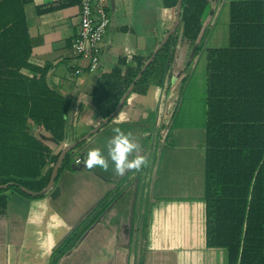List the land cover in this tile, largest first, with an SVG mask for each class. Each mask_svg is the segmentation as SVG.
Wrapping results in <instances>:
<instances>
[{
  "label": "crops",
  "instance_id": "0c3cea01",
  "mask_svg": "<svg viewBox=\"0 0 264 264\" xmlns=\"http://www.w3.org/2000/svg\"><path fill=\"white\" fill-rule=\"evenodd\" d=\"M215 1L227 4L228 12L229 4L240 0ZM19 2L29 38L30 64L45 69L48 86L71 104L63 142L56 143L33 128L35 135L54 155L85 136L88 140L72 149L77 154L74 165L81 168L64 169L44 196L6 193V210L0 217V264H226L225 250L206 247L204 187L202 196L192 201L154 197L155 182L160 179L154 169L157 143L168 138L163 123L171 116L184 74L196 59L188 52L191 44L178 32L163 84L150 82L144 93L143 88L133 92V87L107 123L92 101L94 89L114 69L123 75L142 65L141 73L174 24L176 7L165 8L163 0H107L110 24L100 45L98 69L89 74L87 61L70 49L79 29V0ZM139 74L131 85L139 81L134 83ZM115 127L132 132L142 148L139 155L150 160L136 175V192L131 194L124 191L126 182L134 181L127 178L135 171L118 176L111 161L107 172L89 170L84 164L90 149L100 148L107 156V142ZM73 237L55 260L56 251Z\"/></svg>",
  "mask_w": 264,
  "mask_h": 264
},
{
  "label": "trees",
  "instance_id": "16d2710c",
  "mask_svg": "<svg viewBox=\"0 0 264 264\" xmlns=\"http://www.w3.org/2000/svg\"><path fill=\"white\" fill-rule=\"evenodd\" d=\"M178 0H163L175 8ZM210 0H182L181 39L193 45L203 29ZM169 38L134 85L160 86L167 74ZM30 44L19 0H0V217L8 191L39 193L49 182L59 154L33 128L56 143L66 134L70 101L51 89L46 70L29 62ZM205 62L204 194L206 247L226 252V264H264V0H240L228 7L227 45L208 48ZM114 69L92 93L103 120L114 113L139 74ZM166 139V137H165ZM69 151L58 170L69 168ZM45 195V194H44ZM42 195V196H44ZM41 196V197H42ZM67 239L54 259L72 244Z\"/></svg>",
  "mask_w": 264,
  "mask_h": 264
},
{
  "label": "rangeland",
  "instance_id": "374dc122",
  "mask_svg": "<svg viewBox=\"0 0 264 264\" xmlns=\"http://www.w3.org/2000/svg\"><path fill=\"white\" fill-rule=\"evenodd\" d=\"M227 14V4H221L215 0L209 1L203 15V29L200 38L188 49V52L193 53L196 59L184 74L185 80L177 95V102L171 116L166 122L163 121V130L168 133V138L163 139L162 143H157L156 149L159 153L154 162V169H157V176L160 179L155 182V198L164 196L192 201L202 196L204 187L203 132L206 117L204 67L206 57L203 49L223 48L227 45ZM182 51L185 49L182 48ZM74 152L71 154L69 167L79 169L81 165H74L73 158L77 156ZM137 174L139 172H134L127 178L128 180L135 179L132 183L131 181L126 182L128 184L124 191L126 194L136 192L134 183ZM150 187L152 184L149 185ZM156 188H159V191Z\"/></svg>",
  "mask_w": 264,
  "mask_h": 264
},
{
  "label": "built area",
  "instance_id": "2783aa9c",
  "mask_svg": "<svg viewBox=\"0 0 264 264\" xmlns=\"http://www.w3.org/2000/svg\"><path fill=\"white\" fill-rule=\"evenodd\" d=\"M107 0H79V29L71 41V51L87 61V72L97 71L100 62V45L110 24L105 10ZM78 73V72H77ZM80 160H76L79 163Z\"/></svg>",
  "mask_w": 264,
  "mask_h": 264
},
{
  "label": "clouds",
  "instance_id": "9594fccd",
  "mask_svg": "<svg viewBox=\"0 0 264 264\" xmlns=\"http://www.w3.org/2000/svg\"><path fill=\"white\" fill-rule=\"evenodd\" d=\"M114 136L107 142L108 153L104 155L100 148L90 149L87 153L85 166L89 170L93 168L109 170V162L114 165L115 174L124 176L128 171L139 172L149 165L146 155H139L141 145L135 141L132 132L124 131L120 127L113 129ZM133 153H137L133 157ZM130 157H133L130 159Z\"/></svg>",
  "mask_w": 264,
  "mask_h": 264
},
{
  "label": "water",
  "instance_id": "95a60500",
  "mask_svg": "<svg viewBox=\"0 0 264 264\" xmlns=\"http://www.w3.org/2000/svg\"><path fill=\"white\" fill-rule=\"evenodd\" d=\"M181 3H182V0H178L177 1V4H176V15H175V21H174V24L172 25L171 29L168 31V33L165 35V37L163 38L162 42L160 43V45L156 48V50L154 51L153 55L151 56V58L148 60V62L146 63L145 67L143 68V70L141 71V73L139 74V76L137 77V79L135 80L134 83H136L139 78L141 77L142 73L146 70V68L151 64V62L153 61V59L155 58V56L158 54V52L165 46L166 42L169 40L170 37L174 36L176 34V30L180 24V12H181ZM134 87V84L131 85L130 89L127 91V93L124 95V97L122 98L121 102L119 103L118 107L116 108L115 112L105 120L104 123H107L108 120L110 118H112L116 113L117 111L119 110V108L121 107L123 101L126 99V96L127 94L132 90V88ZM88 137H84L83 139H81L80 141H78L77 143L73 144L72 146L70 147H67L65 149H63L61 151V153L59 154V158L56 162V164L53 166L52 168V171H51V174H50V178H49V182L47 184V186L45 187V189H43V191L39 192V193H32L28 190H25V189H21V191L23 193H25L26 195L28 196H31V197H40L44 194H46L47 192H49L52 187H53V184L55 182V179L57 177V174H58V170L60 169L61 165H62V162L65 158V155L72 149H74L78 144H80L81 142H83L85 139H87ZM147 181H149V179H147ZM7 186H2L0 187V190H3V189H6Z\"/></svg>",
  "mask_w": 264,
  "mask_h": 264
}]
</instances>
